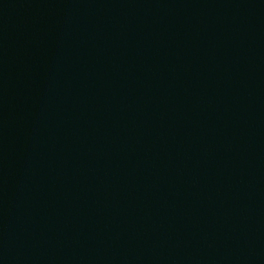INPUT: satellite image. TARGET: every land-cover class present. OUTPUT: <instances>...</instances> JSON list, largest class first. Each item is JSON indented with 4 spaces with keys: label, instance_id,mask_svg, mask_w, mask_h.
<instances>
[{
    "label": "water",
    "instance_id": "1",
    "mask_svg": "<svg viewBox=\"0 0 264 264\" xmlns=\"http://www.w3.org/2000/svg\"><path fill=\"white\" fill-rule=\"evenodd\" d=\"M0 264H264V0H0Z\"/></svg>",
    "mask_w": 264,
    "mask_h": 264
}]
</instances>
